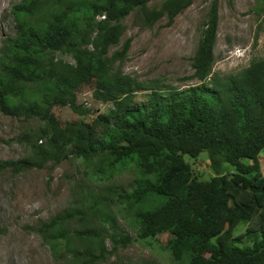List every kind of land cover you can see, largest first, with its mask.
Listing matches in <instances>:
<instances>
[{
  "label": "trees",
  "instance_id": "obj_1",
  "mask_svg": "<svg viewBox=\"0 0 264 264\" xmlns=\"http://www.w3.org/2000/svg\"><path fill=\"white\" fill-rule=\"evenodd\" d=\"M155 1L161 8L148 10ZM191 1L15 4V35L0 47V111L37 119L44 127L31 142L33 155L0 161V174L42 169L70 156L95 163L101 172L135 164L143 180L122 197L137 207L138 239L170 234L169 248L181 264H264V182L255 186L247 181L251 176L260 179L259 157L264 152V57L238 74L213 73L218 0L212 2L194 58L199 85L166 88L124 74L116 63L126 58L130 41L111 54L123 34V20L133 12L141 11L151 25L164 15L174 18ZM58 53L71 55L75 63L58 59ZM85 90L95 103L112 107L95 114L79 105ZM66 106L80 116H93L92 121L61 122L53 110ZM202 153L208 154L215 173L210 181H199L184 159ZM224 164L235 172L223 174ZM74 217L71 212L59 214L38 232L55 253L65 241L72 256L65 264L101 262L106 250L102 231L87 224L72 239ZM241 224L247 225L246 231L235 236ZM110 228L117 243L114 223ZM246 238L253 244L242 247ZM120 240L132 241L129 236ZM78 241L90 246L81 249ZM96 246L102 247L94 252Z\"/></svg>",
  "mask_w": 264,
  "mask_h": 264
},
{
  "label": "rangeland",
  "instance_id": "obj_2",
  "mask_svg": "<svg viewBox=\"0 0 264 264\" xmlns=\"http://www.w3.org/2000/svg\"><path fill=\"white\" fill-rule=\"evenodd\" d=\"M20 1L0 0V47L6 38L15 35L12 7ZM212 2L192 0L174 18L164 15L151 25L141 11L133 12L123 20V34L111 49V54L121 51L130 41L126 58L116 66L138 81L155 82L166 88L199 85L193 63ZM161 5L155 1L147 9H160ZM218 12L213 73L238 74L252 61L264 57V0H218ZM57 58L75 63L66 53H58ZM78 104L95 114L106 113L112 107L95 103L88 90L79 94ZM53 111L61 122L93 119L80 116L69 106L55 107ZM43 127L44 123L37 119L10 117L0 111V161H17L33 155L31 142ZM38 143L44 144L45 140ZM184 159L199 181L214 178L207 153L196 159L186 155ZM259 165L260 179L248 177L250 185L260 186L264 182V152ZM234 172L231 165H223V174ZM142 180L135 164L101 172L95 163L73 156L50 161L42 169L0 174V264H65L72 258L64 248L65 241L60 244L62 251L55 253L38 232L41 224L65 212L75 214L69 226L72 239L87 224L102 231L106 250L97 264H181L169 248L170 234L155 239L137 238L141 229L136 219L137 207L131 208L122 196L135 190ZM109 223L116 226L117 243L112 239L114 230ZM246 228V224L239 225L234 235L244 233ZM127 236L131 242L120 240ZM252 244L253 240L246 238L240 245ZM77 246L84 249L90 244L78 241ZM101 247L92 250L97 252Z\"/></svg>",
  "mask_w": 264,
  "mask_h": 264
}]
</instances>
